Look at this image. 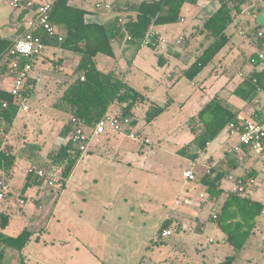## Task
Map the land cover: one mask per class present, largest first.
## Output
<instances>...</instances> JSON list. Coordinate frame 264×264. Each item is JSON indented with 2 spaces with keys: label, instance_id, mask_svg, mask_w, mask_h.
Listing matches in <instances>:
<instances>
[{
  "label": "rangeland",
  "instance_id": "obj_1",
  "mask_svg": "<svg viewBox=\"0 0 264 264\" xmlns=\"http://www.w3.org/2000/svg\"><path fill=\"white\" fill-rule=\"evenodd\" d=\"M73 1L94 9L100 0ZM210 1L205 5L201 1L186 3L182 13L184 20L158 25L157 30L168 41L180 38L182 42L179 45L184 46L199 20L198 16L203 17L219 6L218 0ZM262 6L264 8V0H260L257 8ZM19 12L14 10L10 0H0V35H7L12 30L11 36L18 35L21 27L17 19ZM102 15L110 16L108 13ZM233 33V41L244 39L238 32ZM201 36L194 42L196 53L197 48L206 43L200 39L203 38ZM114 49L115 56L97 55L98 67L103 71L114 70L149 98L135 109V116L144 130L143 134L151 139L150 145L119 133L123 149L127 151L129 148L146 157L143 160L147 162L146 166L128 164L126 152L116 149L114 141H100L90 151L84 152L86 157L63 189L59 184L54 188L44 184L33 186L32 194L42 199L43 209H37L34 214L32 206L39 208V201L21 202L25 197H21L19 192L28 165L35 162L48 169L47 154L65 142L60 131L71 117L55 103L72 79L74 57L69 58L65 53L47 47L44 51L47 56L36 60L31 73L37 78V83L31 97L26 100L30 111L21 109L12 123L14 136L11 144L26 158L18 163L13 179L9 180L12 193L8 194L13 195L15 203L7 231L15 235L16 231L27 227L33 235L24 251L7 247L4 264H217L231 255L235 256V264H264V212L249 244L237 249L224 240L218 220L211 218L218 204L208 198L207 190L196 180H187L183 184L170 177L171 173L176 174L183 165L190 163L189 158L176 153L191 133L188 120L196 114L203 98L215 93V81L218 85L223 81L228 83L222 91L226 96L241 79V73L248 74L255 66L247 59L250 49L242 47L238 50L239 55L234 57L226 46L194 80L183 75L182 69L192 63L195 53L190 58L186 57L188 64L178 65L175 56H167L164 45L156 48L145 45L133 63L125 65L127 58L120 55L117 44H114ZM180 49L184 50L183 47ZM163 55L168 60L161 64L159 58ZM221 58H224L222 63ZM258 98L262 106L264 90ZM167 100L172 101L169 108L148 124L145 120L148 105L152 101L164 104ZM231 102L235 105L240 102L245 105L243 111L247 110L246 102L240 97L234 95ZM2 125L9 128L8 122H2ZM215 146L216 140L208 147L214 149ZM226 149L229 157L234 156V151L229 150L227 144ZM249 152L251 166L246 161L240 162L233 168V173L236 176L255 169L257 188L251 197L261 199L264 198V150ZM26 159L31 161L27 164ZM149 161L152 164L147 167ZM232 185V180L227 177L223 187L229 190ZM201 191L207 193V198L199 206ZM181 193L192 196L191 205L175 204ZM23 213L32 219H26ZM166 216L173 217V227H169L173 234L162 237L158 231ZM175 219L182 221L183 229H179Z\"/></svg>",
  "mask_w": 264,
  "mask_h": 264
},
{
  "label": "trees",
  "instance_id": "obj_2",
  "mask_svg": "<svg viewBox=\"0 0 264 264\" xmlns=\"http://www.w3.org/2000/svg\"><path fill=\"white\" fill-rule=\"evenodd\" d=\"M198 1L113 0L110 9L111 17L106 21H100L93 17L97 12L104 10L78 7L71 4L70 0H51L50 20L55 26L61 28L64 38L59 40L58 37L49 36L43 30H38L37 33L42 36L46 48L51 47L63 54L69 52L79 56V60L71 72L72 79L67 82L66 87L56 100L55 106L71 116L82 118L87 126L94 125L103 115L110 112L111 108H114L116 113L130 117L137 134L144 135V130L135 116V109L142 103L149 101L148 96L119 77L114 70H101L97 65L96 57L99 53L115 56L113 42L116 41L123 46L124 53L129 54L127 62L131 64L143 46L148 45L156 48L161 43L159 34L154 31L155 26L180 22L183 19L182 13L185 4L198 3ZM218 1L219 7L204 15L201 23L197 26V32H192L184 42L187 46L190 38L196 37L200 33L203 35V40L207 42L205 48L182 71L183 75L191 80H194L229 44L231 35L228 33V27L233 23L244 3V0ZM31 13V9H23L18 13L17 19L22 23ZM22 29V27L19 28L18 34L21 33ZM15 37V35L0 36L1 74H8L12 71L13 56L10 55L9 49ZM146 39H148L147 43ZM176 47L175 45L168 46L169 49L176 51V56L179 57L182 51L176 50ZM180 47L182 46L179 45L178 48L180 49ZM254 55H251L249 59ZM41 56L47 55L43 53ZM41 56L31 60L33 67L36 60ZM165 60L164 56L159 58L161 64ZM259 61L263 60L258 59L255 64ZM254 78H256V82L253 80ZM36 83L37 78L31 76L26 81L21 98L28 100ZM261 90H264V68L241 76V80L233 93L249 103ZM0 94L9 101V108L0 114V125L2 122H8L10 127L21 111V98L16 97L1 86ZM171 102V100H167L164 104H159L152 101L145 112L146 122L150 124L156 120L169 108ZM256 111L258 113L264 112V104ZM239 113L240 110L236 109L235 105L231 104L227 98L216 93L188 120L194 137L179 148L177 153L192 160L197 159L201 152L206 151L210 142L227 131L228 124L237 120ZM73 126L71 120L63 126L60 136L65 142L47 154L50 163L48 169L54 173L61 189L66 186L83 155L80 142L72 139ZM7 130L5 129V131ZM1 144L2 141H0V178H5L8 181L9 177L13 176L16 166L19 165L20 153L11 143L5 144L3 148H1ZM231 161L235 162L233 168L236 167L238 159L232 158ZM36 164L42 166L39 163ZM228 171L219 167L212 168L211 172L205 174L201 179L207 187L210 200L216 201L225 191L221 184ZM255 174V169H251L242 176L250 178L255 177ZM42 184L43 178L36 177L26 170L19 195L26 197L25 194L29 188ZM256 186L255 184L253 187ZM226 193L227 197L219 209V216L216 220H218L224 233V240L237 249H243L252 239L258 218L264 212V202L254 200L238 192L228 190ZM7 196L8 193L5 199ZM211 218L214 219L212 216ZM10 220L9 211L1 210L0 264H4L7 247L22 251L33 235V231L27 227L22 228L16 235L8 234L5 229ZM172 223V218L166 219L159 228L160 235H162L163 229L169 228ZM217 264H235V256H227Z\"/></svg>",
  "mask_w": 264,
  "mask_h": 264
},
{
  "label": "built area",
  "instance_id": "obj_3",
  "mask_svg": "<svg viewBox=\"0 0 264 264\" xmlns=\"http://www.w3.org/2000/svg\"><path fill=\"white\" fill-rule=\"evenodd\" d=\"M10 4L16 10L21 11L26 8L32 10V13L21 23L23 29L15 37L9 49L10 55L13 56L12 71L15 74L9 91L16 97L21 98L22 90L33 71L31 60L41 56L46 49V44L37 31L43 30L49 36L58 37L59 40H63L64 33L61 28L55 26L50 20L51 0H10ZM111 7V2L100 0L95 3L96 10L109 11ZM257 37L263 40L264 45V29L258 30ZM180 40L178 39L177 42H180ZM147 41L148 39H146V43ZM258 59L264 60V49L259 50L256 55L252 56L250 62L255 63ZM241 76H244V74L241 73ZM253 80L256 82V78ZM258 89L260 90L261 88L259 87ZM20 104L23 111H30V105L24 98H21ZM8 108L9 101L0 94V114ZM70 120L74 125L72 139L80 142V148L83 153L88 151L93 139H98L100 135L107 132L125 133L130 138L144 145H150L151 143V139L148 136L137 134L130 117L122 116L116 112L106 113L92 126H87L84 120L77 116H71ZM227 136L228 140H232L231 150L235 154H244L246 151L262 152L264 150V112L258 113L254 110L249 116L238 115L237 120L228 124ZM27 172L43 178V184L50 188H54L57 185L54 173L36 163L30 164L27 167ZM210 172L211 169L207 168V173L209 174ZM183 177L187 180L195 181L197 173L190 168L183 171ZM228 178L233 182L230 191L241 194H246L256 184L254 177L248 178L231 174ZM9 189V182L5 178H0V201L5 199ZM28 198L34 199L31 195ZM198 198L203 201L206 198V194L200 193ZM192 201L193 198L190 194L181 193L176 197L175 204L177 206L191 205ZM21 202L24 203L25 199H21ZM211 216L217 219L219 210L214 208ZM172 234L173 230L171 228H165L162 231V237H168Z\"/></svg>",
  "mask_w": 264,
  "mask_h": 264
},
{
  "label": "crops",
  "instance_id": "obj_4",
  "mask_svg": "<svg viewBox=\"0 0 264 264\" xmlns=\"http://www.w3.org/2000/svg\"><path fill=\"white\" fill-rule=\"evenodd\" d=\"M101 1H104V0H101ZM113 0H110V1H107V2H112ZM199 1H201L202 3H203V5H205V4H208L209 2H211L210 0H199ZM70 3L71 4H73V5H75V6H78V7H84V8H88V7H85V6H83L79 1H73V0H70ZM259 3H260V0H244V3L241 5V11L238 13V15L235 17V20L233 21V23L232 24H230L229 25V27H228V33H229V35H231V39H230V42H229V44L227 45L230 49H229V53H232V55L234 56V55H239L238 54V50H241V48L243 47V48H248V49H250V55H248V57H247V59L249 58V56H251V55H253V54H255L256 55V53L259 51V50H261V49H264V45H263V42H262V40L260 39V38H258L257 37V31L258 30H260V29H264V15H263V12H264V8H263V6L262 7H259V8H257L258 6H259ZM219 6H217V8H218ZM216 8V9H217ZM257 8V9H256ZM91 9V8H90ZM95 9V8H94ZM215 9V10H216ZM184 10V9H183ZM100 13H102V14H104V13H108V14H110V16L109 17H101V15L102 14H100ZM103 16V15H102ZM111 17V13H110V10H109V12H107V11H100V12H97L96 13V15L93 17L94 19H96V20H100V21H106V20H108L109 18ZM199 17V20H197L196 21V24L194 25V28H192L191 29V32H190V34L192 33V32H194V31H196V28H197V25L199 24V23H201V21H202V16L200 17V16H198ZM201 18V19H200ZM183 20H184V18H183ZM182 21V20H181ZM1 27V26H0ZM157 26H155L154 27V31H156L158 34H159V40H160V44L159 45H164L165 46V51H166V54H167V56H175L176 58H177V64L178 65H181V64H188L187 62L189 61V60H187L186 59V57L187 58H190L191 56H193L194 55V53L197 55V54H199L200 53V51L202 50V49H204L205 48V46L207 45V42L202 46V47H198L197 48V53H196V48H194L193 46H194V42H195V39H197V37H199V35H202L201 33L200 34H197L196 35V37H191L190 38V41H189V44L187 45V46H185V44H184V46H182V47H184V50L182 51V49H179L178 48V46H179V44H180V42H177V40L178 39H180V38H177V39H174V41H168L167 39H166V37L162 34V33H160L158 30H157V28H156ZM233 31L235 32H238L240 35H242L243 37H244V39L243 40H240V42H237V41H233ZM12 32H13V30H12ZM12 32H10V33H8L7 35H0V36H11L10 34H12ZM13 36V35H12ZM203 36V35H202ZM201 36V37H202ZM186 39V38H185ZM200 39H203V38H200ZM199 39V40H200ZM187 40V39H186ZM181 41V40H180ZM114 44H117L118 45V47H119V50H120V55L122 56V57H124L125 59L128 57V53H124V48H123V46L121 45V44H119V43H117L116 41H114L113 42V48H114ZM169 45H175V47L177 48H175L176 50H178V51H182V53H181V55L179 56V57H177L176 56V51H174V50H171V49H169L168 48V46ZM114 51H115V49H114ZM185 53V54H184ZM241 53V52H240ZM65 56H70L69 58H72V56L74 57L73 58V64H72V68H74L75 66H76V64H77V62H78V60H79V56L78 55H76V54H72V53H69V52H67V53H65L64 54ZM115 55H116V51H115ZM195 55V56H196ZM165 58H166V60L164 61V63L168 60V58H167V56H165V55H163ZM236 56V57H237ZM235 57V56H234ZM195 58V57H194ZM235 59V58H234ZM123 60V59H122ZM222 60H224V58L222 59H220V62L222 63ZM126 62H127V60H126ZM65 63H66V60H65ZM125 63V62H124ZM133 63V62H132ZM131 63V64H132ZM255 64V63H254ZM125 65H129V63L127 62V63H125ZM183 66H185V65H183ZM183 66H180V67H182L183 68ZM185 68H187V67H185ZM185 68H183L182 69V71L185 69ZM264 68V60L263 61H259L257 64H255V66L251 69V70H249L248 71V73H250V72H252V71H260V70H262ZM215 71L217 70V69H214ZM224 71H222L221 73H223ZM14 72L13 71H11L10 73H8V74H1L0 73V86L1 87H3L4 89H6V90H9V88L11 87V85L13 84V81H14ZM118 76H119V74H117ZM32 76V75H31ZM241 76V75H240ZM119 77H121V76H119ZM241 80V79H240ZM240 80L238 81V83L240 82ZM217 82L215 81V89H214V91H215V93L213 94V95H207L206 97H204L203 98V100L201 101V103H200V107H199V109L200 108H202V106L208 101V100H210V98L212 97V96H214L216 93H218V94H220L222 97H224V98H227L228 99V101L231 103V104H233V102H231V99L234 97V93H233V90L235 89V87H236V85L238 84V83H236L235 85H234V87L232 88V89H230V93L229 94H226V96L225 95H223L222 94V91H223V89H224V87L225 86H227L228 85V83L227 82H221L220 83V85H218V84H216ZM66 87V86H65ZM64 87V88H65ZM261 91H263V90H261ZM260 91V92H261ZM259 92V93H260ZM259 93H258V95L251 101V102H249V103H247L246 101V105H247V110L246 111H243L244 109V106L245 105H243V104H241L240 102H239V104L238 105H235V104H233V105H235V107H236V109H238V110H240V113H239V115H242V116H249L250 114H251V112L252 111H254V110H257V109H259V108H261L262 106H261V101L259 100V98H258V96H259ZM198 109V110H199ZM198 110H197V112H198ZM111 113H113V112H115V109L113 108V111L111 110L110 111ZM196 112V113H197ZM195 115V114H194ZM193 115V116H194ZM192 117V116H191ZM5 129L6 128H4V126L2 125V123H1V125H0V135L1 136H3V138H0V141H2V144H1V148H3L4 146H5V144H7V143H12L11 142V137H13L14 135H13V133L14 132H12V125L9 127V128H7L8 130L7 131H5ZM124 135V134H123ZM119 136H120V134L119 133H115V132H107V133H105V134H102V135H100L99 136V138L98 139H93L92 140V142H91V144H90V147H89V149H88V151H90L93 147H95L96 145H97V143H100V141L102 142V141H114V143H113V145H114V147L116 148V149H118L119 151H121V152H126V154H125V160H126V162L128 163V164H133V163H137V164H142V165H144V166H146V161H143V160H146V157L145 158H143L142 156H141V154L138 152V153H134V151H131V149H129V148H127L126 150L127 151H125L124 149H123V147L121 146V142H120V140H119ZM147 136V135H146ZM149 137V136H148ZM194 137V135H193V133L191 132L190 133V135H189V138H188V140L186 141V143H184V144H182V146H184L185 144H187L190 140H192V138ZM112 138V140H110ZM216 140V146H215V148L214 149H209V147H207V149H206V151H204V152H201L200 153V155H199V157L197 158V159H195V160H192V159H190V163L189 164H187V165H183L181 168H180V170L178 171V172H176V174H170V177H172V179L174 178V179H176V181H180V182H182L183 184H185L186 183V181H187V179L186 178H184L183 177V171L184 170H187V169H192L194 172H196L197 173V179H196V181L199 183V184H201L205 189H207V187H206V185L202 182V178H203V176L205 175V174H208L207 173V168H210L211 170H212V168H217V167H219L220 169H224V170H229L227 173H226V175H225V177L223 178V181H222V184H221V186H222V188H224L223 187V183H224V181H225V179H227V177L229 176V175H235L234 173H233V166H234V161L232 162L231 160H232V158H237L238 159V164L240 163V162H242V164H243V162H247L248 164H249V166H251V164H250V162H249V160H251V156H250V152H248V151H246V152H244V154H240V155H238V154H234V156H232V157H229V155H227L226 154V151H227V149H226V144L227 145H229V150H231V146H232V140L231 139H229L228 140V136H227V131H225V132H223V134L219 137V138H217V139H215ZM94 141H96L95 143V145H94ZM210 144V143H209ZM209 144H208V146H209ZM61 145V144H60ZM181 146V147H182ZM177 153V152H176ZM22 156H25V155H20V161L21 160H25V158H26V156L25 157H22ZM28 157V156H27ZM86 156L84 155V153H83V155L81 156V158L79 159V161H78V163H77V165H76V167H75V169H74V171L76 170V168H77V166L81 163V161L85 158ZM27 160V164L31 161L30 159H26ZM29 160V161H28ZM19 161V162H20ZM151 162L149 161V163H148V165H147V167H150L151 166V164H150ZM237 164V165H238ZM142 165H140V166H142ZM236 165V166H237ZM253 169V168H252ZM26 170V169H25ZM74 171H73V173H74ZM248 171H250V170H248ZM247 172V171H246ZM73 173H72V175L70 176V178H69V180L68 181H70L71 179H72V177H73ZM1 174V173H0ZM243 174H245V173H243V172H241V173H239V174H237L236 176H239V175H243ZM14 175H15V172H14V174H13V176L12 177H9V179H8V182H10L9 180L12 178L13 179V177H14ZM25 175H26V172H25V174H24V178H25ZM24 178H23V182H24ZM68 183V182H67ZM10 184V183H9ZM23 184V183H22ZM21 187H22V185H21ZM232 187V186H231ZM230 187V188H231ZM33 186L31 187V188H29L28 190H27V192H26V194H25V201L28 203L31 199L30 198H28L30 195L31 196H33L34 197V199L32 200V201H39L38 203H39V208H34V206H32V209L34 210V214L37 212V209H43L44 208V206H43V201H42V199L41 198H37L36 196H35V194H32V190H33ZM257 188V186L256 187H252L246 194H245V196H249V197H251V193H252V191L253 190H255ZM225 189V188H224ZM80 190H81V188H80ZM81 191H83V190H81ZM228 190H226L225 189V191L220 195V197L215 201V200H211L212 201V203H214L215 204V202H217V204H218V210L220 209V207L222 206V203L224 202V200H225V198L227 197V192ZM229 191H230V189H229ZM8 193H12L11 192V190L9 189V192ZM200 193H205L206 194V198H207V193L205 192V191H201ZM13 198V195L12 194H8V197L6 198V199H4V200H2V201H0V211L1 210H7V211H9V213H10V215L12 214V208L14 207L13 206V204L15 203V199H12ZM27 198V199H26ZM252 199H254V200H260V201H263L264 202V198H254L253 196L251 197ZM204 201V200H203ZM203 201H201V203H199V206L200 205H202L204 202ZM25 203V202H24ZM27 203H25V204H27ZM34 205H35V203H34ZM27 210H28V208L27 207H25ZM217 208V207H216ZM32 209H29V210H32ZM36 209V210H35ZM263 214V213H262ZM22 216L23 217H25L26 219H32V218H30V217H28V216H26V214L25 213H23L22 214ZM11 217H12V215H11ZM261 217V216H260ZM259 217V218H260ZM166 219L168 218V219H170V218H172L173 219V217H165ZM259 218H258V220H259ZM175 220H177L178 221V226H179V229H183V223H182V221L181 220H179V219H175ZM9 224H10V222H9ZM172 227H173V224L171 225ZM257 226H258V223H257ZM8 228H9V225H8V227L5 229V231L8 233ZM22 229V228H21ZM21 229L19 230V231H16L17 233H14L15 235L16 234H18L20 231H21ZM256 229H257V227L255 228V231H254V234H253V236L256 234ZM173 230V229H172ZM223 233V232H222ZM9 234V233H8ZM10 235H13V234H10ZM252 236V237H253ZM26 248V247H25ZM24 248V249H25ZM24 249L22 250V251H24ZM24 253V252H23ZM167 263V262H166Z\"/></svg>",
  "mask_w": 264,
  "mask_h": 264
}]
</instances>
